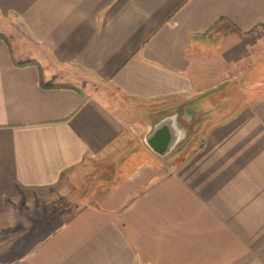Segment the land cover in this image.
Returning a JSON list of instances; mask_svg holds the SVG:
<instances>
[{
    "label": "crops",
    "instance_id": "1",
    "mask_svg": "<svg viewBox=\"0 0 264 264\" xmlns=\"http://www.w3.org/2000/svg\"><path fill=\"white\" fill-rule=\"evenodd\" d=\"M256 66L264 0H0V224L76 203L0 264H264ZM178 105L163 158L145 136Z\"/></svg>",
    "mask_w": 264,
    "mask_h": 264
},
{
    "label": "rangeland",
    "instance_id": "2",
    "mask_svg": "<svg viewBox=\"0 0 264 264\" xmlns=\"http://www.w3.org/2000/svg\"><path fill=\"white\" fill-rule=\"evenodd\" d=\"M264 67L256 66L253 67L252 72L254 74L252 76L244 77L241 85H246L254 83L258 80H264ZM263 69V70H262ZM231 76L230 81L233 83L237 80L236 74H228V78ZM263 82V81H262ZM244 83V84H242ZM247 83V84H246ZM247 87H244V89ZM247 94H252L254 92L250 91L249 88L245 89ZM229 93V90L227 91ZM224 95V94H223ZM20 207L22 208H30L26 204V199H20ZM76 206V203H73V199L69 198V196L65 195L60 198H56L50 201V204L46 206L49 209V216H39L33 215L30 217L20 216L18 225H4L0 224V244L3 241V244H8L9 247L6 251V254L3 257H15L20 255L23 251L31 245L38 236H40L44 230L48 229L50 226H54L56 223L60 222L65 218L66 213L70 212V210ZM64 208V209H63ZM59 209H63L59 214L55 215L54 213H58ZM64 212V213H63ZM65 214V215H64ZM10 221H8L9 223ZM10 224V223H9ZM27 224H31V226H27ZM33 225V226H32ZM37 225V226H35ZM2 257V255H1Z\"/></svg>",
    "mask_w": 264,
    "mask_h": 264
},
{
    "label": "water",
    "instance_id": "3",
    "mask_svg": "<svg viewBox=\"0 0 264 264\" xmlns=\"http://www.w3.org/2000/svg\"><path fill=\"white\" fill-rule=\"evenodd\" d=\"M182 109V106L178 105L162 109L152 115L151 128L145 136V141L154 152L163 158L176 151L189 135L186 133L179 143L174 144L170 126H175L178 132L183 131L184 133L187 128L179 119Z\"/></svg>",
    "mask_w": 264,
    "mask_h": 264
},
{
    "label": "clouds",
    "instance_id": "4",
    "mask_svg": "<svg viewBox=\"0 0 264 264\" xmlns=\"http://www.w3.org/2000/svg\"><path fill=\"white\" fill-rule=\"evenodd\" d=\"M170 130H171L172 135L174 137V144L179 143L180 140L183 138L185 133L183 131L178 132L175 126H170Z\"/></svg>",
    "mask_w": 264,
    "mask_h": 264
},
{
    "label": "trees",
    "instance_id": "5",
    "mask_svg": "<svg viewBox=\"0 0 264 264\" xmlns=\"http://www.w3.org/2000/svg\"><path fill=\"white\" fill-rule=\"evenodd\" d=\"M25 62H29V63H31V62H32V63H33V62H35V61H32V60H28V61H25Z\"/></svg>",
    "mask_w": 264,
    "mask_h": 264
}]
</instances>
